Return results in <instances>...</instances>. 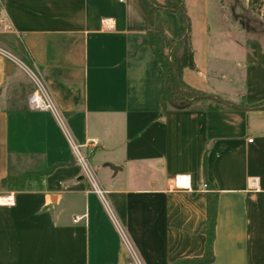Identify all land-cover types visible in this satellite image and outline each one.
<instances>
[{
	"label": "crops",
	"instance_id": "0c3cea01",
	"mask_svg": "<svg viewBox=\"0 0 264 264\" xmlns=\"http://www.w3.org/2000/svg\"><path fill=\"white\" fill-rule=\"evenodd\" d=\"M1 1L13 29L0 48L19 63L0 53V181L10 160L53 170L0 191V264L201 257L204 183L218 193L212 264H264V5L185 0L195 68L183 81L228 105L163 111L148 32L172 49L177 15L152 2L166 0ZM30 72L57 114L29 108ZM71 143L94 157L95 187Z\"/></svg>",
	"mask_w": 264,
	"mask_h": 264
},
{
	"label": "trees",
	"instance_id": "16d2710c",
	"mask_svg": "<svg viewBox=\"0 0 264 264\" xmlns=\"http://www.w3.org/2000/svg\"><path fill=\"white\" fill-rule=\"evenodd\" d=\"M253 8L258 10L264 0H251ZM157 7H163L174 12L178 18V34L170 51L165 44V34L162 31H149L148 43L156 56L164 73L165 85L161 96V107L167 110H186L192 108L194 102H200L208 109H221L228 104L220 97L209 96L203 91L194 89L183 81V71L186 68L194 69V50L191 43L190 18L187 14L185 0H166L163 5L152 1ZM264 106V103L253 105ZM52 168H29L26 171H12L0 181V191H20L28 189L30 181H40L52 172ZM207 172V162L204 161V175ZM207 185L206 195V222L202 233L206 236V245L203 256L197 258L179 259L171 264H212L214 261V240L218 215V193L212 185Z\"/></svg>",
	"mask_w": 264,
	"mask_h": 264
},
{
	"label": "built area",
	"instance_id": "2783aa9c",
	"mask_svg": "<svg viewBox=\"0 0 264 264\" xmlns=\"http://www.w3.org/2000/svg\"><path fill=\"white\" fill-rule=\"evenodd\" d=\"M12 24L7 18L4 12V6L2 1L0 0V33L12 31ZM0 53L6 55L10 58L14 63H19V61L11 56L7 51H4L0 48ZM30 77L33 83L36 86V89L29 95L28 97V106L31 110L41 111V112H51L57 114L56 108L52 101L50 100L47 92L45 91L43 85L39 81L37 75L30 72ZM252 141V140H249ZM83 146L75 143H71L72 153L75 156L76 163L81 168V171L85 178L95 187L96 186V178L95 173L91 169L88 155L82 151ZM203 187L207 189L206 183L203 184Z\"/></svg>",
	"mask_w": 264,
	"mask_h": 264
},
{
	"label": "rangeland",
	"instance_id": "374dc122",
	"mask_svg": "<svg viewBox=\"0 0 264 264\" xmlns=\"http://www.w3.org/2000/svg\"><path fill=\"white\" fill-rule=\"evenodd\" d=\"M263 5H264V1H263ZM263 5H262V7H263ZM262 7L260 9L256 10V13L258 12L257 14L262 15ZM263 15H264V12H263ZM88 161H89V164H90L91 169L95 173V178L97 177V179H99V174H98L97 166L95 164L94 157H88ZM34 164H36V163L33 162V161H30L28 159L16 160L12 164V171L13 172H15V171L16 172H18V171H26L30 167H33Z\"/></svg>",
	"mask_w": 264,
	"mask_h": 264
},
{
	"label": "water",
	"instance_id": "95a60500",
	"mask_svg": "<svg viewBox=\"0 0 264 264\" xmlns=\"http://www.w3.org/2000/svg\"><path fill=\"white\" fill-rule=\"evenodd\" d=\"M109 167H110L111 169H113L114 171L116 170V167H115L113 164H109Z\"/></svg>",
	"mask_w": 264,
	"mask_h": 264
}]
</instances>
